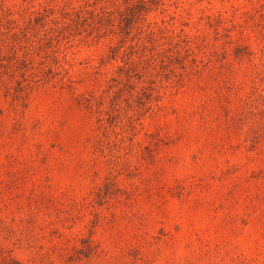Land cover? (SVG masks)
<instances>
[{
    "label": "rangeland",
    "instance_id": "374dc122",
    "mask_svg": "<svg viewBox=\"0 0 264 264\" xmlns=\"http://www.w3.org/2000/svg\"><path fill=\"white\" fill-rule=\"evenodd\" d=\"M0 264H264V0H0Z\"/></svg>",
    "mask_w": 264,
    "mask_h": 264
}]
</instances>
